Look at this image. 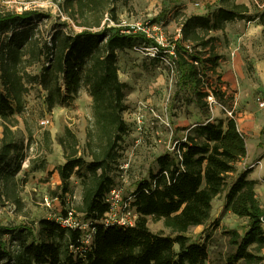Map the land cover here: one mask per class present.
<instances>
[{"label": "trees", "instance_id": "1", "mask_svg": "<svg viewBox=\"0 0 264 264\" xmlns=\"http://www.w3.org/2000/svg\"><path fill=\"white\" fill-rule=\"evenodd\" d=\"M54 1L79 31L67 20H60L47 39L39 25L51 13L36 8L0 11V205L11 203L26 214L22 192L27 175L19 176L26 150L36 142L39 148L52 151L50 131L45 129L41 140L35 141V130L25 115L30 89L37 85L45 92L48 111L72 105L86 89L91 97L86 153L80 152L75 131L66 126L56 138L65 158L56 170L61 196L71 191L72 175L84 172L81 201L71 211L74 217L90 221L94 232L90 244L85 245L79 228L44 218L36 235L32 228L22 227L11 237L18 241L10 243L4 235L16 228L0 224V264L212 263L211 234L197 242L188 232L211 220L213 200L224 192V209L247 218L248 223L243 233L225 230L231 251L212 264H263L264 207L256 196L257 181L249 178L251 168L237 172V164L247 156L246 136L232 117L210 119L209 96L222 100L225 92L207 80L222 78L218 72L223 58L218 52L220 38L212 32L225 34L227 24L236 20L258 18L264 26V10L251 14L244 2L219 0V6L205 14L174 13L180 28V37L174 41L177 84L179 90L189 91L186 102H193L207 120L184 127L187 132L174 150L156 157L157 168L151 169L132 193L129 206L137 214L134 223L121 225L105 221L111 208L107 198L116 185L114 170L120 167L121 142L128 132L123 113L132 89L119 77V55L148 41L140 32L103 23L106 15L119 23L117 3L127 0ZM150 58L161 62L158 57ZM34 66H39L38 72H33ZM31 163V171L47 168L45 156L31 158ZM149 218L163 220L170 232H153ZM23 230L31 234L30 241Z\"/></svg>", "mask_w": 264, "mask_h": 264}, {"label": "rangeland", "instance_id": "2", "mask_svg": "<svg viewBox=\"0 0 264 264\" xmlns=\"http://www.w3.org/2000/svg\"><path fill=\"white\" fill-rule=\"evenodd\" d=\"M237 2L248 4L251 14L264 10V0ZM218 6L219 0H127L117 3V13L120 20L159 22L166 42H170L180 31L174 19L175 12L205 14ZM26 8H36L52 14L39 25L47 39L60 20H67L76 31L81 29L60 10L59 3L54 0H0V11H21ZM104 22L111 24L112 20L106 15ZM263 29L264 26L257 18L254 21L230 22L226 26L225 34L222 31L212 32L220 38L218 52L223 58L220 60L218 72L222 78L217 80L212 76L207 83L225 92L222 100L213 98L210 119L232 117L246 136L247 156L237 164V172L251 168L249 178L257 181L256 196L264 207V108L257 100L258 96H264ZM119 68L120 79L128 82L132 89L126 97L128 108L123 113L128 132L120 146V167L114 170L116 192L111 197L113 203L116 194L131 201L138 182L147 178L151 169L157 168L156 157L168 151L172 152L177 142L184 138L187 132L184 127L207 120V116L193 102H186L189 91L179 90L177 73H170L164 64L132 49L120 52ZM32 70L38 72L39 66H34ZM44 95L45 92L37 85L30 89L26 95L25 115L35 130V141L41 140L42 131H50L53 139L52 151L39 148L36 142H32L26 150L27 157L19 173L20 177L27 175L22 192L26 214L16 210L11 203L0 205V224L16 228L4 235V239L10 243L18 241V238L11 237L17 235L19 228L30 227L36 235L41 219L59 221L64 211L74 209L81 201L84 173L81 170L70 178L71 191L61 196V179L56 168L65 162V158L56 138L69 126L79 139L80 152L86 153V126L91 118V97L88 93L81 94L72 105L57 106L48 111ZM44 120L50 121L43 123ZM20 125L24 127L22 119ZM1 135L0 125V137ZM44 156L47 159L46 170L31 171V158L39 160ZM86 158L89 159L88 156ZM223 194L213 200L211 220L191 227L188 232L192 240L197 242L207 240V236L211 234L208 246L212 263L213 260L221 261L231 251L225 230L237 229L243 233L248 223L247 218L224 209ZM115 207L110 220H118L126 215L120 206ZM78 215L81 216L80 213ZM127 215L130 217L127 218L128 221H134L137 216L134 208H130ZM149 227L153 232H170L163 220L149 218ZM23 232L30 241L31 234L27 230ZM261 254L264 256V248Z\"/></svg>", "mask_w": 264, "mask_h": 264}, {"label": "built area", "instance_id": "3", "mask_svg": "<svg viewBox=\"0 0 264 264\" xmlns=\"http://www.w3.org/2000/svg\"><path fill=\"white\" fill-rule=\"evenodd\" d=\"M120 27H123L126 29L127 32L134 31V32H140L145 36L148 42H144L141 44H138L134 46L133 50L144 55V56H150V57H158L160 58V63L164 64L170 73H175V66H176V52H175V40H177L180 37V33H178L177 37L174 38L173 41L166 42L165 36L162 32V25L157 23H150V22H142L140 20L130 21L126 19L120 20L119 23L114 24ZM190 47L189 45H187ZM214 99L212 96H209V101L212 102ZM258 103L262 108H264V96H258L257 97ZM50 120H44L43 123H47ZM116 192V189H113L110 194L108 195L107 201L111 204L110 210L106 213V222L108 223H118L121 225H128L133 224L134 221H128L127 213H130V200L123 199L122 197H119L118 194L115 196V203L111 201L112 195ZM115 206H120L123 211L126 213L124 217H121L120 219L116 220H110L109 217L113 215L114 209H116ZM59 222L66 227L71 228H79L83 231V237L82 242L85 245L90 244L92 235L94 230H91V222L90 221H83L77 217H74L72 215V211L70 210L68 212L67 217H60Z\"/></svg>", "mask_w": 264, "mask_h": 264}, {"label": "crops", "instance_id": "4", "mask_svg": "<svg viewBox=\"0 0 264 264\" xmlns=\"http://www.w3.org/2000/svg\"><path fill=\"white\" fill-rule=\"evenodd\" d=\"M81 94H87V91H86V89H83L81 92H80V95ZM225 199V192H224V194H223V200Z\"/></svg>", "mask_w": 264, "mask_h": 264}]
</instances>
